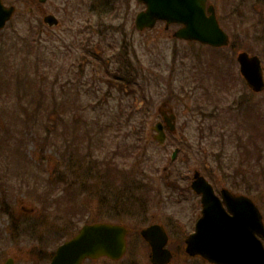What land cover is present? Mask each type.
Masks as SVG:
<instances>
[{"label": "rangeland", "instance_id": "obj_1", "mask_svg": "<svg viewBox=\"0 0 264 264\" xmlns=\"http://www.w3.org/2000/svg\"><path fill=\"white\" fill-rule=\"evenodd\" d=\"M3 1L16 13L0 30V264L9 257L48 264L62 234L90 215L125 223L131 233L121 261L88 264H152L140 230L156 222L169 233L173 264H210L185 254L200 212L190 184L197 168L217 190L243 192L245 161H254L259 183L264 91L246 85L237 53L258 54L264 65V2L258 17L254 1L209 0L231 37L215 49L175 38L177 26L164 21L140 31L138 0ZM48 14L59 25L45 24ZM123 47L122 59L136 69L130 92L110 85L91 53L113 58ZM163 105L173 108L177 131L160 146L152 126ZM117 168L130 174L116 178ZM168 170L174 189L166 186Z\"/></svg>", "mask_w": 264, "mask_h": 264}, {"label": "water", "instance_id": "obj_2", "mask_svg": "<svg viewBox=\"0 0 264 264\" xmlns=\"http://www.w3.org/2000/svg\"><path fill=\"white\" fill-rule=\"evenodd\" d=\"M139 1L147 5L137 16L136 24L140 30L154 27L158 20H166L167 27L171 23L182 24L175 32L178 38L196 40L215 47L227 46L230 43V36L220 25L214 5L207 6L208 0ZM15 10L14 5L8 7L0 0V30L5 27ZM45 22L55 26L59 20L55 15L48 14ZM237 59L248 85L256 92L264 90V67L261 57L242 51ZM165 120L171 130H174V124H171L168 118ZM163 128L162 122L155 127L159 132L156 139L161 143H164L166 138ZM177 151L178 149L174 151L173 157ZM194 178L192 187L202 195L204 208L196 232L186 239V251L192 256L201 255L217 264H264V247L254 238V228L256 225H262V221L253 203L244 196H234L229 190H223V197L234 212V216L229 218L212 185L198 171L195 172ZM244 202L247 207L250 202L249 211L243 210ZM127 233V227L118 223L86 224L76 236L58 248L51 264H81L86 257L98 258L102 255L119 259L126 251ZM141 234L151 245L150 257L153 264L170 262L172 252L165 248L169 236L163 225L152 224L142 229Z\"/></svg>", "mask_w": 264, "mask_h": 264}, {"label": "flooded vegetation", "instance_id": "obj_3", "mask_svg": "<svg viewBox=\"0 0 264 264\" xmlns=\"http://www.w3.org/2000/svg\"><path fill=\"white\" fill-rule=\"evenodd\" d=\"M90 4L94 5V0H90ZM126 48V47H125ZM98 48H94L91 53L92 55H94V57H99L100 58V63L103 66V69H105V76L107 77L109 84L113 85L115 84L116 87H121L122 85H126V84H130V83H135L136 82V78L134 75V71L136 70L133 67V64L130 61H124L122 58L123 56L122 53L124 51H127L126 49L121 48V53L116 54L115 57L113 58H105L104 56H101L98 54L97 51ZM123 50V51H122ZM89 51V49H88ZM87 51V52H88ZM86 57V55H85ZM84 58V56H83ZM112 62H114V64H117L116 69L111 70L110 67L108 68V65L111 66ZM130 78V79H128ZM128 89H125V91H127ZM159 111L161 113V118L163 119V115H165L166 117L171 119V115L174 112L173 108H166L164 105L159 107ZM161 119V120H162ZM160 121V120H159ZM173 121V120H172ZM164 129L167 133H169V126L165 124ZM245 169H244V173H243V183H244V189L243 192H239V191H235V194H244L248 197H250L253 202L255 203V205L258 207L261 215H262V220L264 223V163L261 161H256V163L258 164V168L259 171L258 173H256L258 176V181L255 182V184H253V175H251V171H250V167H251V161H245ZM255 174V175H256ZM237 180L234 179V182H236ZM215 187V186H214ZM215 190L217 192L218 195H221V192L219 190L216 189ZM199 197V201H200V205L201 204V196ZM225 204V203H224ZM200 216V214H199ZM256 237L263 243L264 245V227H260V230L255 232Z\"/></svg>", "mask_w": 264, "mask_h": 264}, {"label": "trees", "instance_id": "obj_4", "mask_svg": "<svg viewBox=\"0 0 264 264\" xmlns=\"http://www.w3.org/2000/svg\"><path fill=\"white\" fill-rule=\"evenodd\" d=\"M245 0H242V3L244 2ZM249 0H246V2H248ZM250 1H254L253 4H252V9L253 11L257 14L258 17H262L263 16V13L261 12V10L259 9V7H257V5L260 3V2H264V0H250ZM234 46V45H233ZM256 135H258V132L254 133L253 135H251L250 139H255L254 137H256ZM70 232H67V235H69Z\"/></svg>", "mask_w": 264, "mask_h": 264}]
</instances>
